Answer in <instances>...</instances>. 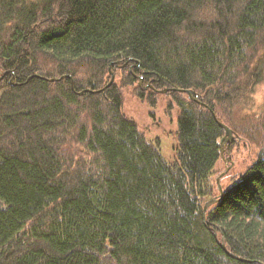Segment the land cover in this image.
Masks as SVG:
<instances>
[{"label":"trees","instance_id":"1","mask_svg":"<svg viewBox=\"0 0 264 264\" xmlns=\"http://www.w3.org/2000/svg\"><path fill=\"white\" fill-rule=\"evenodd\" d=\"M120 64L153 106L195 92L168 91L173 163L108 86ZM2 74L0 264H264V141L204 213L220 195L213 111L255 116L264 0H0Z\"/></svg>","mask_w":264,"mask_h":264},{"label":"rangeland","instance_id":"2","mask_svg":"<svg viewBox=\"0 0 264 264\" xmlns=\"http://www.w3.org/2000/svg\"><path fill=\"white\" fill-rule=\"evenodd\" d=\"M125 65L120 64L116 69L111 68L108 77L111 81L114 75V82L122 89L123 112L127 117L136 121L139 130L149 141L159 144L164 158L169 163H173L177 159L179 144L180 107L170 93L156 94L154 96L155 106L139 97L138 91L144 85L143 75L140 74L139 80L135 83L125 84L128 80V70H125ZM250 105L253 107L255 116L252 112L240 109L241 105L226 114L225 119H230L226 122L234 131V140L225 147L223 156L215 166L213 173L215 184L218 177L226 172L224 176L227 177L223 176L220 181L221 185L226 186L232 177L238 178L260 154L264 141V126L261 120L264 116V82L257 86ZM221 121L224 122V119Z\"/></svg>","mask_w":264,"mask_h":264},{"label":"water","instance_id":"3","mask_svg":"<svg viewBox=\"0 0 264 264\" xmlns=\"http://www.w3.org/2000/svg\"><path fill=\"white\" fill-rule=\"evenodd\" d=\"M4 75L5 74H2L0 76V81L4 78ZM142 80V78H140ZM54 79H51V81H53ZM114 80H115V77L114 75L112 76V79L111 81L109 82L108 86H110L112 83H114ZM168 91H172V92H175V91H179L181 93H186L188 94L189 98L191 100H195V101H198V99L195 97V92L191 89H164V90H159L160 93H168ZM80 94H84V91L81 92ZM213 115L215 116L216 120L218 121L219 125L221 128H223L225 130V136L222 138L221 140V155L223 156V153H224V150H225V147L234 140V131L231 127H229L227 124L221 122L216 113L213 111ZM226 172L222 173L218 179H217V184H218V188H219V191H220V195L219 197H214L210 200H208L205 205H204V213L206 214L207 210L209 209L210 206H212L213 204L217 203L219 201V199L221 198V196L223 195V187L221 185V178L225 175ZM221 245L224 249H226V246H225V243L224 241L221 242Z\"/></svg>","mask_w":264,"mask_h":264}]
</instances>
